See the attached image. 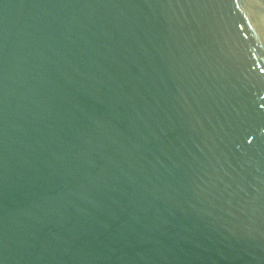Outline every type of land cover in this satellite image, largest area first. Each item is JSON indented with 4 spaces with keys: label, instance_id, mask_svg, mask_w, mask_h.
I'll return each mask as SVG.
<instances>
[{
    "label": "water",
    "instance_id": "water-1",
    "mask_svg": "<svg viewBox=\"0 0 264 264\" xmlns=\"http://www.w3.org/2000/svg\"><path fill=\"white\" fill-rule=\"evenodd\" d=\"M0 264H264V0H0Z\"/></svg>",
    "mask_w": 264,
    "mask_h": 264
}]
</instances>
